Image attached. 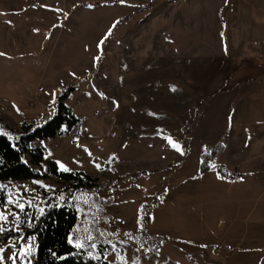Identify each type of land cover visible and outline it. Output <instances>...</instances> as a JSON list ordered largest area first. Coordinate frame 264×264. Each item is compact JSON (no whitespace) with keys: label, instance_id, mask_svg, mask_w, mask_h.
<instances>
[{"label":"rangeland","instance_id":"obj_1","mask_svg":"<svg viewBox=\"0 0 264 264\" xmlns=\"http://www.w3.org/2000/svg\"><path fill=\"white\" fill-rule=\"evenodd\" d=\"M262 43L264 0H0V122L18 131L40 122L70 86L63 101L80 118L34 142L47 149L37 167L45 177L4 183L0 264L36 263L29 221L71 190L89 205L72 240L97 250L113 234L106 260L264 264V185L243 184L237 202L229 178L197 174L205 150L224 146L211 164L224 162L228 134L250 112ZM51 160L99 182L131 176L92 190L52 174ZM157 197L145 233L167 239L139 247L131 235Z\"/></svg>","mask_w":264,"mask_h":264},{"label":"trees","instance_id":"obj_2","mask_svg":"<svg viewBox=\"0 0 264 264\" xmlns=\"http://www.w3.org/2000/svg\"><path fill=\"white\" fill-rule=\"evenodd\" d=\"M118 23V21H117ZM73 87H66L54 100V111L40 122H22V131L8 128L0 122V212L2 207L8 202V190L4 185L8 181L27 180L45 177L37 167L47 154L45 146H35L34 142L38 138H50L65 134L73 126L80 123V118L74 113L72 108L63 100L67 97L68 90ZM223 147H213L203 151L201 154L200 170L198 175L207 173L210 170L225 178H235L242 173L232 171L224 164L212 165L211 162L223 151ZM26 156L30 161L26 162ZM49 170L60 179L71 181L75 186H86L92 190L106 188L115 182L128 181L130 176L125 173L117 179H107L99 182L97 177L82 171H68L59 167L55 160L49 162ZM138 173H133L136 175ZM106 199V204L109 203ZM160 198H155L152 204H144L142 226L140 233L132 234V240L139 247L148 244L150 248H155V240L164 242L167 237L151 235L145 233L149 217L148 211L153 206L160 203ZM85 204V205H84ZM146 205V206H145ZM89 206V205H87ZM86 203L72 196V190L62 194L61 202H55L44 207L43 212L34 215L30 219V227L27 230L29 235H34L37 240V252L35 264H123L105 259V253L110 252L111 242L115 236L109 234L104 239L97 241L99 248L96 250L89 243L90 249L77 248L72 240V230L81 218L82 210H87ZM93 210V207H89ZM28 216V213H24ZM28 222V219H25ZM97 238V237H96ZM71 241V242H70ZM103 241V242H101ZM95 251V255L93 252ZM157 250V249H156ZM101 251L100 255L98 254Z\"/></svg>","mask_w":264,"mask_h":264},{"label":"crops","instance_id":"obj_3","mask_svg":"<svg viewBox=\"0 0 264 264\" xmlns=\"http://www.w3.org/2000/svg\"><path fill=\"white\" fill-rule=\"evenodd\" d=\"M259 51L257 55L264 56V43H262V48ZM252 66H255L254 63ZM257 70L264 73V65H259ZM247 89L250 90L247 92L246 98L250 112L246 120L238 117L241 122H238L237 131L233 130L228 134L226 150L223 153L225 167L242 173V175L229 179L234 184L232 185L231 196L237 202L244 199L245 193L249 191L243 184L264 185V111L258 113L254 109L258 104L261 107L264 105V80H260L258 83L255 80ZM218 131L212 133L217 142L225 135H219ZM208 172L205 174L207 175ZM201 175L203 176V174ZM220 178L225 177L220 176ZM237 206H240V203ZM247 215H251V211Z\"/></svg>","mask_w":264,"mask_h":264},{"label":"snow or ice","instance_id":"obj_4","mask_svg":"<svg viewBox=\"0 0 264 264\" xmlns=\"http://www.w3.org/2000/svg\"><path fill=\"white\" fill-rule=\"evenodd\" d=\"M169 142L172 143L171 140ZM173 147H176L178 151L180 150L179 147H178V145H176L174 143H173ZM61 167H63V166L61 165ZM9 202L11 203V201H9ZM16 206L18 208H20L21 211H23L24 206L22 204L17 203ZM7 219H8V217L5 214L0 213V221H7ZM3 230H4L3 228H0V232H2ZM76 247L79 248V247H81V245L80 244H76ZM0 251H2V249H0ZM2 259H3V257H0V260H2Z\"/></svg>","mask_w":264,"mask_h":264},{"label":"built area","instance_id":"obj_5","mask_svg":"<svg viewBox=\"0 0 264 264\" xmlns=\"http://www.w3.org/2000/svg\"><path fill=\"white\" fill-rule=\"evenodd\" d=\"M39 92H41V91H39Z\"/></svg>","mask_w":264,"mask_h":264}]
</instances>
